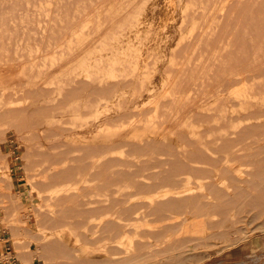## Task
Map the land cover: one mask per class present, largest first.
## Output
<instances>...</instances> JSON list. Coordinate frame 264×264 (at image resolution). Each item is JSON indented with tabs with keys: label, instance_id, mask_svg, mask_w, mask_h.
<instances>
[{
	"label": "rangeland",
	"instance_id": "obj_1",
	"mask_svg": "<svg viewBox=\"0 0 264 264\" xmlns=\"http://www.w3.org/2000/svg\"><path fill=\"white\" fill-rule=\"evenodd\" d=\"M263 139L264 0H0V248L20 264H264V205L216 231L183 215L230 168L264 192Z\"/></svg>",
	"mask_w": 264,
	"mask_h": 264
},
{
	"label": "bare ground",
	"instance_id": "obj_2",
	"mask_svg": "<svg viewBox=\"0 0 264 264\" xmlns=\"http://www.w3.org/2000/svg\"><path fill=\"white\" fill-rule=\"evenodd\" d=\"M161 7V6H160ZM123 19V18H122ZM134 22V21H133ZM116 26V25H115ZM117 27V26H116ZM116 29V28H115ZM171 30V29H170ZM149 32H151V31H149ZM146 34V33H145ZM150 35V34H149ZM88 46V45H87ZM116 49V48H115ZM59 58V57H58ZM55 59L57 60V57H55ZM56 63H58V61L56 62ZM55 65V64H54ZM167 74V73H166ZM241 82V81H240ZM240 84V83H239ZM115 86V85H114ZM100 89V88H99ZM149 97V96H148ZM107 100V99H106ZM104 105V104H103ZM221 106V105H220ZM122 107V106H121ZM95 109V108H94ZM130 109V108H129ZM220 110V109H219ZM123 111V110H122ZM119 118V117H118ZM205 118V117H204ZM131 120H133V119H131ZM119 121V120H118ZM106 126V125H105ZM249 127V126H248ZM102 130V129H101ZM250 134V133H249ZM256 135V133L254 134V136ZM228 136V135H227ZM250 136V135H249ZM229 137V136H228ZM240 138H241V136H239ZM244 137V136H243ZM247 137V136H246ZM231 139V138H230ZM257 139V138H256ZM237 141H236V143L238 142V141H240V139L238 138V139H236ZM242 140V139H241ZM245 140V139H244ZM264 140V139H263ZM223 141V140H222ZM229 141V140H228ZM244 142V141H243ZM211 143V142H210ZM235 143V142H234ZM233 143V144H234ZM249 144V143H248ZM226 145V148H225V146H224V144H223V147L225 148V149H223L224 151H223V153L224 152H226V150L228 149L227 147V144H225ZM214 146V145H213ZM240 146V145H239ZM231 148H233V146L231 147ZM231 148H230V150H231ZM197 149V148H196ZM201 150V149H200ZM229 150V149H228ZM238 150V149H237ZM221 151V150H220ZM239 151V150H238ZM230 152V151H229ZM236 152V151H235ZM235 152H233V153H235ZM262 152V151H261ZM217 153H218V151H217ZM231 153V152H230ZM236 153H238V152H236ZM260 153V152H259ZM207 154V153H206ZM227 154H228V151H227ZM205 155V154H204ZM208 155V154H207ZM215 155V154H214ZM222 155V154H221ZM234 155V154H233ZM198 156V155H197ZM230 156H232V154H230ZM238 156V155H237ZM237 156L235 157L236 159H237ZM248 156V155H247ZM186 158V157H185ZM199 158V157H198ZM228 158V157H227ZM233 158V157H232ZM239 158H240V155H239ZM249 158V157H248ZM253 158V157H252ZM188 159V158H187ZM190 159V158H189ZM188 159V160H189ZM196 159V158H195ZM204 159V158H203ZM208 159V158H207ZM214 159V158H213ZM226 159V158H225ZM206 160V159H205ZM227 160H229V159H227ZM210 161V160H209ZM197 162H199V161H197ZM226 162H228V161H226ZM252 162V161H251ZM193 163H195V162H193ZM244 163V162H243ZM228 164V163H227ZM218 165V164H217ZM245 165H247V164H245ZM213 166V165H212ZM228 166H230V165H228ZM227 166V167H228ZM232 166V165H231ZM253 166V165H252ZM264 166V165H263ZM190 167V166H189ZM214 167V166H213ZM194 168V167H193ZM199 168V167H198ZM197 168V169H198ZM185 169V168H184ZM225 169V168H224ZM228 169V168H227ZM226 169V170H227ZM206 170V169H205ZM223 170V169H222ZM189 171H190V169H189ZM195 171V170H194ZM200 171V168L198 169V172ZM204 171V170H203ZM200 172H202V171H200ZM225 172V171H224ZM226 172H228V174L226 173ZM225 172V175L227 174L228 175V180H230V185L229 186H227V187H220V186H217L218 184V182L217 181H213L212 183H210L211 182V180H209V183H207L208 185H207V188H208V186H209V189L208 190H210V189H212V191H211V196L210 197H207V195H204V194H201L200 196H203V197H201V198H199V197H197V196H195L194 195V197L195 198H193V199H190L189 200V198H188V201H186L190 206H187L186 205V212H185V214H183V215H186V217H185V219H186V221L187 222H189V223H191V225L189 224V226L192 228V230L194 229V228H202L203 230H206L207 229V227L205 228V225H206V222H207V220L208 221H213V223H214V225L212 224V222H210V225H211V229L212 230H218V229H221L222 228V225L220 226V222H218V220H217V218H219V217H221V218H229L230 220L229 221H231V219H232V216L233 215H235V212H236V210L238 211V210H242L243 208H246V206L245 205H254V206H256V205H260V204H262V205H264V192L263 191H259L258 193H252V191L251 192H248L247 190H249L250 188H248V189H246L245 190V188L246 187H248L249 186V182H248V180H246V179H242V178H238V176L236 177V172H237V170L236 169H228V171H226ZM252 172H254V171H252ZM205 173H206V171H205ZM220 173V172H219ZM195 174V173H194ZM197 174H199V173H197ZM203 174V173H202ZM220 174H222V173H220ZM224 174V173H223ZM190 176H191V174H189ZM196 175V174H195ZM204 175V174H203ZM207 175V174H206ZM198 176V175H197ZM199 176H201L200 174H199ZM221 176V175H220ZM219 176V177H220ZM202 177V176H201ZM209 177V176H208ZM223 177H226V176H224L223 175ZM186 178V177H185ZM184 178V179H185ZM194 178V177H193ZM199 177H197V179H198ZM253 178V177H252ZM184 179L182 180V179H180L179 181L182 183V181L184 182ZM195 179V178H194ZM204 179V178H203ZM224 179V178H223ZM254 179V178H253ZM257 179V178H256ZM189 180V178H187V180L186 181H188ZM227 180V181H228ZM246 180V181H245ZM206 181H208V179H207V177H206ZM251 181H252V179L250 180V184L252 185V183H251ZM256 181V180H255ZM179 182V183H180ZM225 182V181H224ZM264 182V181H263ZM177 184H178V181L176 182ZM193 183V182H192ZM253 183H255V182H253ZM256 184V183H255ZM259 184H257V186H258ZM261 185V184H260ZM196 186V185H195ZM257 186H255V187H257ZM262 186V185H261ZM174 187V186H173ZM199 187V186H198ZM211 187V188H210ZM254 187V186H253ZM254 187V189H256ZM260 187V186H259ZM263 188V187H262ZM173 189V188H172ZM253 189V188H252ZM258 189V188H257ZM256 189V190H257ZM264 189V188H263ZM208 193H210V192H208ZM168 194V192H165L163 195H162V197L163 196H166ZM254 194V195H253ZM209 196V195H208ZM172 197H174V196H172ZM169 198V197H168ZM163 199H164V197H163ZM184 201V200H183ZM186 202H183L182 204L183 205H185V203ZM186 203V204H187ZM243 204H244V206L245 207H243V208H241L239 205H242L243 206ZM177 205V204H176ZM262 205H260V206H262ZM182 206V205H181ZM240 207L239 209L237 208V207ZM179 207V206H178ZM162 208H164V207H162ZM264 208V207H263ZM177 209V208H176ZM175 209V210H176ZM162 210V209H161ZM254 211V210H253ZM177 212H178V210H177ZM137 213V212H136ZM255 213V212H254ZM172 214V213H171ZM179 215V214H178ZM169 217V216H168ZM201 217V219H199ZM184 218V217H183ZM211 218H213V220L211 219ZM166 219V218H165ZM172 219V217L171 218H169V220H171ZM168 220V219H167ZM227 220V219H226ZM185 221V220H184ZM184 221H183V223L182 224H184ZM180 222V221H179ZM171 225H172V223H170ZM177 224H178V222H177ZM119 226V225H118ZM126 226V225H125ZM170 226V225H169ZM168 226V227H169ZM175 226V225H174ZM172 227V226H171ZM176 227V226H175ZM123 228V227H122ZM167 228V227H166ZM205 228V229H204ZM175 230V229H174ZM167 231V230H166ZM190 231V230H189ZM201 231V230H200ZM132 234V233H131ZM215 234V233H214ZM118 236V235H117ZM116 236V237H117ZM138 236H139V234H138ZM141 236V235H140ZM139 236V237H140ZM112 241V240H111ZM185 241V240H184ZM187 242V241H186ZM174 243V242H173ZM145 246V245H144ZM111 247V246H110ZM140 247V246H139ZM179 247V246H178ZM113 248V247H112ZM172 248V247H171ZM108 249V248H107ZM119 249V248H118ZM117 249V250H118ZM181 249V248H180ZM121 250V249H120ZM123 250V249H122ZM173 250V249H172ZM175 250H176V248H175ZM106 251V250H105ZM109 251V250H108ZM174 251V250H173ZM50 252V251H49ZM112 252H113V250H112ZM117 252V251H116ZM115 252V253H116ZM134 252H138V251H134ZM170 252V251H169ZM117 254V253H116ZM136 254V253H135ZM112 255V254H111ZM115 255V254H114ZM121 255V254H120ZM126 255V254H125ZM109 257H110V255H108ZM136 256L138 257V254H136ZM114 257V256H113ZM133 257H135V256H133ZM64 258V257H63ZM124 258V257H123ZM139 258V257H138ZM142 258V257H141ZM113 259V258H112ZM125 259V258H124ZM135 259V258H134ZM131 260H132V258H131ZM137 260H139V259H137ZM111 262H112V260H111ZM117 262V261H116ZM118 263V262H117ZM120 263V262H119ZM122 263V262H121Z\"/></svg>",
	"mask_w": 264,
	"mask_h": 264
},
{
	"label": "built area",
	"instance_id": "obj_3",
	"mask_svg": "<svg viewBox=\"0 0 264 264\" xmlns=\"http://www.w3.org/2000/svg\"><path fill=\"white\" fill-rule=\"evenodd\" d=\"M0 264H20L7 248H0Z\"/></svg>",
	"mask_w": 264,
	"mask_h": 264
}]
</instances>
